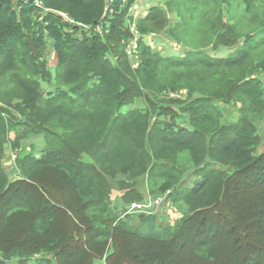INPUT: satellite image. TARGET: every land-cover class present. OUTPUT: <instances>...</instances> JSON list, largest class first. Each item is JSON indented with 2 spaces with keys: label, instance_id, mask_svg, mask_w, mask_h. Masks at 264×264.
Wrapping results in <instances>:
<instances>
[{
  "label": "trees",
  "instance_id": "1",
  "mask_svg": "<svg viewBox=\"0 0 264 264\" xmlns=\"http://www.w3.org/2000/svg\"><path fill=\"white\" fill-rule=\"evenodd\" d=\"M105 5L0 0V264H264V0L150 7L134 26V67L121 1ZM171 13L179 22L167 34L183 49L154 53L144 37ZM181 92L197 95L187 125L156 123L160 98ZM37 135L42 153L22 152ZM9 150L16 176L4 168ZM119 175L145 176L149 197L168 193L187 214L171 227H156V212L135 214L134 225L116 217ZM119 189L125 201L141 198Z\"/></svg>",
  "mask_w": 264,
  "mask_h": 264
},
{
  "label": "rangeland",
  "instance_id": "2",
  "mask_svg": "<svg viewBox=\"0 0 264 264\" xmlns=\"http://www.w3.org/2000/svg\"><path fill=\"white\" fill-rule=\"evenodd\" d=\"M164 5V2L162 3V6ZM154 6H158V5H153L151 7ZM125 11V21L123 20V24L126 28H129V30L133 29L134 26L136 25V21H135V17L134 14L136 15L137 13H134V8L130 7V8H124L123 7V13ZM134 13V14H133ZM171 15V19L172 20H176L179 19L176 13H171L168 14V19ZM176 15V16H173ZM173 16V17H172ZM176 17V19H175ZM113 18V16H110L108 20H111ZM225 20H227V17L225 16ZM168 28V26L161 32L163 33L164 31H166ZM98 31H103V27H99L97 29ZM71 33H74V37H77L78 39H86L88 37H91L93 35L92 32H90L89 30H84L81 29L80 32H77L76 30H68ZM101 34V33H99ZM164 35H168L167 32L164 33ZM150 35L145 36L144 37V42L147 43V45L150 46L151 40H148ZM141 35H138V38H140ZM133 38V37H132ZM167 41L166 40H162V48H166L167 45ZM172 47L173 49H183L181 46H179L178 44H176L173 40H172ZM161 47L156 45V43H151V49H153L154 53H163V55H165L167 53V51H164L163 49H160ZM178 51V50H177ZM227 51L225 52V56L227 55ZM54 54H53V50L50 47H47L44 51V58L47 62V72L49 74V79L51 77H53V67L55 66V61L53 60ZM137 60L135 61H131V66H135L137 64ZM49 84H43V87L45 89H50L49 87H47ZM51 88H53L52 85ZM196 94H192L190 97L188 96V94L186 92H181V93H177V94H173V93H167L165 95H163L160 99V101H158L159 107L157 108L159 111H163L165 115H161L157 118L156 123H161L164 122L165 124H168L169 121H173L177 126H184L185 124L187 125V121H188V115L185 111V107L189 101V99H192L194 97H196ZM136 108V107H135ZM126 109H124L125 111ZM223 112L225 114V118L228 120L231 116H235L237 111L235 109V107L230 106L228 108H223ZM23 121H25L24 118H21ZM20 131V130H18ZM19 133V132H18ZM257 133L259 136V144H258V148H257V155H259L260 153L264 152V124L261 123L260 126L257 127ZM11 151V153H10ZM12 150H9L6 154L5 157V163L4 165H8L11 164V162L14 161L15 159V154L12 153ZM5 168L7 170H9V166H5ZM195 182L194 178H184L183 179V183L187 185V187L191 186L193 183ZM122 183L123 184V188L126 189H132V191H135L136 193L140 194L141 198L140 199H136L134 201H125L123 199V196L127 193L126 190H120L119 189V184ZM110 186L112 189V193H111V205L113 208V212L114 215H118L121 217H123L125 215V222L129 223L130 225H134L137 223L136 219L139 217L135 216L136 213H129L128 211V207L131 203H140L142 200H144L148 195L147 193V189H146V177L142 176V177H138V178H132L129 175H119L117 177H115L112 181H110ZM162 202L160 203V205L157 207V209L155 210V214H153V216L156 218V227H171L174 226L180 219L181 217H183L184 215L187 214V208L182 204V203H177V204H173L171 199L169 198L168 193L162 195ZM129 215V216H127ZM116 216V217H118ZM5 264H19L18 263V259H12L7 261ZM28 264H32L28 263ZM94 264H103L101 261H96L94 262Z\"/></svg>",
  "mask_w": 264,
  "mask_h": 264
},
{
  "label": "crops",
  "instance_id": "3",
  "mask_svg": "<svg viewBox=\"0 0 264 264\" xmlns=\"http://www.w3.org/2000/svg\"><path fill=\"white\" fill-rule=\"evenodd\" d=\"M163 2H164V0H136L132 4V7L134 8V13L135 12L137 13L136 15L133 13L136 23L145 17L148 9H150L151 6H153V5L162 6ZM173 16H176V15H173ZM175 19H176V17H175ZM178 22H179V19L172 20L171 15H170V17L168 19L167 30L164 31L163 33H160L159 35H156V36L150 35L148 37L149 38L148 40H151V43H156V45L161 47L160 49H163L161 46L162 40H166L168 43L167 44L168 46L163 49L164 51H167L166 54H177V52H179L177 50H179V49H177V50L173 49V47L171 45L172 44V38L169 37L168 35H164V33L168 32L169 29L172 26H174L175 24H177ZM151 43H150V47H151ZM145 44L147 45V43H145ZM152 51H153V49H152ZM44 148H45V142H44L43 135H37L34 138L25 139L20 144V150H22V152L30 153L33 156H39L42 153V150H44ZM10 153H11V151H10ZM5 166H9V169L12 171V176L17 175L18 171L16 170V168L14 167L12 162H11V164L4 165V168H5Z\"/></svg>",
  "mask_w": 264,
  "mask_h": 264
},
{
  "label": "built area",
  "instance_id": "4",
  "mask_svg": "<svg viewBox=\"0 0 264 264\" xmlns=\"http://www.w3.org/2000/svg\"><path fill=\"white\" fill-rule=\"evenodd\" d=\"M116 0H105V9L109 10L110 7L113 5V3ZM121 1V6L122 8L125 6H128V8L132 7V4L136 1V0H120ZM61 16H65L64 14H60ZM71 24V23H70ZM95 32L96 28L93 29ZM131 33H133L134 35V39L131 41L129 47L127 48V55L128 57L132 60L135 61L137 60V40H138V33H136L135 28L131 29ZM163 198L162 196L157 197L155 199H153L152 197L147 196L142 202L140 203H131L128 207V211L129 213H142L145 215H151L153 213H155V210L157 209V207L160 205V203L162 202Z\"/></svg>",
  "mask_w": 264,
  "mask_h": 264
}]
</instances>
